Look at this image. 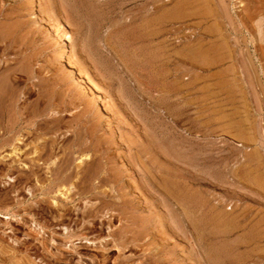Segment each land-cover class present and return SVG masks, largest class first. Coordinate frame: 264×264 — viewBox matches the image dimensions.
<instances>
[{
  "label": "rangeland",
  "instance_id": "374dc122",
  "mask_svg": "<svg viewBox=\"0 0 264 264\" xmlns=\"http://www.w3.org/2000/svg\"><path fill=\"white\" fill-rule=\"evenodd\" d=\"M0 74L20 148L65 168L0 186V264H264V0H0Z\"/></svg>",
  "mask_w": 264,
  "mask_h": 264
},
{
  "label": "bare ground",
  "instance_id": "6f19581e",
  "mask_svg": "<svg viewBox=\"0 0 264 264\" xmlns=\"http://www.w3.org/2000/svg\"><path fill=\"white\" fill-rule=\"evenodd\" d=\"M29 3L31 4L32 3V0H29ZM196 3V2H195ZM224 3V2H223ZM34 4V3H33ZM184 4V3H183ZM199 4V3H198ZM225 4V3H224ZM189 5V7L191 8V4H188ZM195 5V4H194ZM194 5H193V7H194ZM210 5H211V3H210ZM223 5V4H222ZM202 7V6H201ZM215 9V8H214ZM217 10V9H216ZM217 17V16H216ZM154 26H155V24H154ZM147 27V26H146ZM154 28V27H153ZM156 28H154V29H151V31H149V32H147L146 34H147V37H149V38H153V37H155V34H156V32L158 31V29H156ZM258 34H259V36L261 37V33L260 32H258ZM259 37V38H260ZM61 43L63 44L64 42H62L61 41ZM64 48L61 46L60 47V49H59V56H61V55H63L64 53ZM66 57V56H65ZM70 61H72L71 60V58L69 59ZM68 60V58H67V61H68V64H69V66L70 67H73L74 65L73 64H75L74 62H72V63H70V61ZM76 65V64H75ZM74 67H76V66H74ZM73 69V68H72ZM77 69V68H76ZM78 70V69H77ZM74 72V71H73ZM77 72V71H76ZM1 75L2 74H0V151H2L4 148H10V150L8 151V153L9 154H7V156H2V155H0V164L2 165V164H6L5 162V159L8 157V158H12L13 159V161H10L9 163V165H7L6 166V168H2V167H0V186H2L3 188H5V186L6 187H9V189H10V191L12 192V193H17V192H20V191H25V192H28L31 196H32V187L34 186H31L30 187V183H32L31 181H36L37 182V178H38V176L39 175H37L36 174V172H35V170L33 169L34 167H36V163L37 162H39V161H41L42 162V164H40L39 166H43L44 167V169H45V171H46V173H48V175H53L54 173H56V177H57V179L55 178V180H59V179H62L61 178V171H59L60 170V168L62 169V167L59 165V167H58V163L55 161V159H56V157H57V154L55 153V151L53 152L52 150L53 149H50V148H47V145H46V142L44 141V140H42L41 138H40V140H42L41 142L42 143H40L39 144V146H38V148H35V149H32V150H24L23 148H25V146H27V145H24L23 144V147L22 148H20V145H22V143H23V140L20 138V136H23L21 133H22V131L23 130H26V129H29V128H27V127H22V128H20L19 129V126H18V130L15 132L13 129H14V127H17V118H15V119H13V118H11V116H8V108L5 106V104H4V86H3V84H2V82L3 83H5V81H8V80H10V75H7L5 78H4V76H3V79H2V77H1ZM84 74H82V72H79L78 73V79H79V82H81L82 80H83V78H84V76H86V75H84ZM10 76V77H9ZM12 78V77H11ZM85 83L87 84L88 83V85H90L91 87H92V89L93 90H96L97 89V87L96 86H93V84L90 82V80L86 77V81H85ZM8 84V83H7ZM9 89V88H8ZM97 90H99V89H97ZM8 92V91H7ZM97 92V91H96ZM14 93V92H13ZM8 94H9V92H8ZM101 96V95H100ZM12 97V96H11ZM97 96H94V100L96 99L97 100ZM6 99V98H5ZM14 99V98H13ZM11 100H12V98H11ZM99 100V99H98ZM21 102V101H20ZM97 102V101H96ZM6 103H7V101H6ZM102 105V104H101ZM14 106V105H13ZM102 107L104 108V110L106 109V107L105 106H103L102 105ZM29 108V107H28ZM10 109V108H9ZM36 110V109H35ZM106 111V110H105ZM104 113V112H103ZM105 113H107V111L105 112ZM25 114V113H24ZM27 115H28V113H27ZM103 115V114H102ZM22 116V114H19V117H21ZM30 116H32V115H30ZM34 116V115H33ZM38 116V115H37ZM103 116H105V115H103ZM106 117V116H105ZM40 118V117H39ZM49 121H51V120H49ZM23 122H25V123H27V120H23ZM33 124V122H29L28 123V126L29 127H31V125ZM50 124V123H49ZM43 125V124H42ZM30 130V129H29ZM47 130H49L48 128H47ZM53 130H55V129H53ZM30 134V133H29ZM6 135L8 136V135H10V136H8L7 138H5L6 137ZM30 137V136H29ZM27 139H29V138H27ZM26 139V140H27ZM78 143V142H77ZM28 144V143H27ZM72 150V149H71ZM7 153V152H6ZM64 154V153H63ZM68 155V154H67ZM70 155V154H69ZM2 156V157H1ZM84 155L82 154V156L81 157H83ZM65 157V156H64ZM71 157V156H70ZM69 157V158H70ZM88 159V158H87ZM63 160V159H62ZM36 161V162H35ZM55 161V163H57V165H55L53 162ZM82 162V161H81ZM80 162V163H81ZM27 163V164H26ZM28 165V166H27ZM38 165V164H37ZM63 165H64V163H63ZM3 166V165H2ZM52 166H56L57 167V169H58V171H57V169H56V167L54 168H52ZM65 166V165H64ZM63 166V167H64ZM94 166V165H93ZM17 169V175L16 176H14L13 174H12V170L13 169ZM69 168V167H68ZM77 168V167H76ZM65 169V168H64ZM64 169H62V170H64ZM79 169V168H78ZM89 171V170H88ZM90 172V171H89ZM72 173L73 172H71V176H69V173L67 174V176H69V177H73L72 176ZM82 173V172H81ZM88 173V172H87ZM41 174V173H40ZM86 174V173H85ZM93 174V173H92ZM94 175V174H93ZM67 176H65V178H64V180L65 179H67L66 177ZM74 176H75V180H80V182L81 181H83L84 179H86V181L87 180H89L87 177L88 176H86V178H84L83 176H85V175H83L82 177H81V174H80V170H78V171H75V173H74ZM41 177V176H40ZM47 178V177H46ZM39 179H41V178H39ZM49 179V178H48ZM70 179V178H69ZM47 180V179H46ZM68 180V179H67ZM38 181H40V180H38ZM54 181V180H53ZM63 181V180H62ZM52 182V181H51ZM67 182V181H66ZM77 182V181H76ZM43 183V182H42ZM60 183H65V181H63V182H60ZM84 183V182H83ZM45 184V183H44ZM57 184V183H56ZM62 184H59V185H56L57 187H58V190H57V192H59V190L60 189H63L64 190V186L62 185ZM48 185V184H47ZM43 186V185H42ZM78 186V185H77ZM34 187H36V186H34ZM39 188H38V190H41V189H43V187H40V186H38ZM72 188V187H71ZM35 189H37V188H35ZM70 190V189H69ZM37 191V190H36ZM67 191H68V189H67ZM40 192V191H39ZM10 193V192H9ZM47 193V192H46ZM21 194V193H20ZM45 194V193H44ZM83 194V193H82ZM81 194V195H82ZM42 195H43V193H42ZM50 195V194H49ZM80 197V196H79ZM45 199H47L46 197H44ZM39 200H37V202H38ZM51 201H52V199H51ZM34 202V201H33ZM35 204H37V203H35ZM50 204L51 205H53L52 204V202H50ZM39 205V204H38ZM58 205V204H57ZM35 206H37V205H34V206H32V207H35ZM42 206V205H41ZM64 205H62V207H63ZM43 207H45V206H43ZM57 207H59V205L57 206ZM65 207V206H64ZM37 208V207H36ZM40 208V207H39ZM42 208V207H41ZM66 209H68V208H66ZM41 210V209H40ZM58 211V213H57V215L55 216V217H50V218H52L51 220V222H53L54 224V226H58V227H61V228H63L64 229V232L66 231V233H67V231H68V225H66L65 224V220H64V218H68V217H70V216H68V214H67V216L65 217V212L61 209V207L60 208H58L57 209ZM83 210V209H82ZM77 211V216H83V211ZM43 211V210H42ZM55 211V210H54ZM68 211V210H67ZM90 211V210H89ZM92 211V210H91ZM37 212V211H36ZM40 212V211H39ZM38 212V213H39ZM43 212H45V211H43ZM94 212H96V210H94ZM91 213H93V212H91ZM89 214L88 216H92L93 214ZM36 214V213H35ZM40 214V213H39ZM38 214V215H39ZM74 214V213H73ZM7 215H9V212L7 211ZM37 215V216H38ZM46 215V214H45ZM96 215V214H95ZM13 216V215H12ZM40 216H42V215H40ZM42 217H44V216H42ZM41 217V218H42ZM93 217V216H92ZM49 218V219H50ZM95 218H97V217H95ZM47 219V218H46ZM43 220H45V218H43ZM68 220V219H67ZM66 220V221H67ZM35 221V220H34ZM71 221V220H70ZM69 221V222H70ZM92 222V221H91ZM39 225V224H38ZM53 225H52V227H53ZM51 227V226H50ZM216 227V226H215ZM49 229V227L47 226V225H44V226H42V227H40L39 228V230L38 231H33V232H31V230H30V228H28V234H27V236H31V237H33V238H38V236L39 235H42V238L40 239V242H39V244H40V246H42V249H44V248H46V242H48V241H46L45 239H43L44 237H43V235L45 234V230L46 229ZM51 229V228H50ZM35 230V229H34ZM219 233H223V232H216V233H212V235H214L215 237L217 236V234H219ZM70 234V233H69ZM67 236H68V239H70L71 238V236L70 235H68V233H67ZM136 237V236H135ZM144 235H142V234H140L136 239H133V241H135V242H140L142 239L143 240H145L144 239ZM214 237V238H215ZM146 238V237H145ZM148 238V237H147ZM38 240V239H37ZM142 240V241H143ZM50 241H52V240H50ZM131 241H132V239H131ZM70 243V242H69ZM124 243V242H123ZM71 244V243H70ZM126 244V243H125ZM124 244V245H125ZM73 245V244H72ZM123 245V244H122ZM121 245V246H122ZM124 245L122 246V248L124 247ZM151 245V244H150ZM49 247V246H48ZM62 247H65V244L62 246ZM67 249H70V250H72V248H70V247H67ZM58 250H61L60 248L58 249V248H56L55 249V253H51V255L50 256H52L53 257V259L55 260V261H59V260H61V261H63V262H68L69 261V258L68 257H65L63 254H61V252H59ZM158 249H156V251H157ZM76 251V250H75ZM153 251H155V250H153ZM68 253V252H67ZM78 254V253H77ZM68 255V254H67ZM66 255V256H67ZM226 255H227V253H226V251H225V249H223V248H221V247H216V248H213L212 250H211V252H210V258H211V260L215 263V264H217L219 261H221V260H223V258H226ZM81 256V255H80ZM43 257V256H42ZM59 257H61L60 259H59ZM77 257V256H76ZM51 258V257H50ZM68 258V259H67ZM36 259V258H35ZM80 260V259H79ZM78 260V261H79ZM91 261H92V264H103V261L102 262H97V261H95V260H93L92 258L90 259ZM32 261V260H31ZM46 261V260H45ZM138 261V260H137ZM34 263V262H33ZM61 263V262H60ZM46 264H50V262H47ZM115 264V263H114ZM120 264V263H119ZM137 264H143V262H139V263H137ZM150 264H153V263H150Z\"/></svg>",
  "mask_w": 264,
  "mask_h": 264
}]
</instances>
